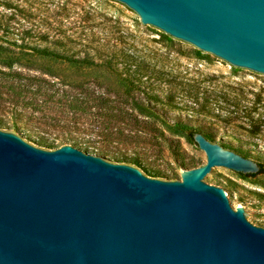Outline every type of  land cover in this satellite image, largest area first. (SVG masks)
I'll use <instances>...</instances> for the list:
<instances>
[{"label":"water","instance_id":"95a60500","mask_svg":"<svg viewBox=\"0 0 264 264\" xmlns=\"http://www.w3.org/2000/svg\"><path fill=\"white\" fill-rule=\"evenodd\" d=\"M148 27L189 42L232 67L264 76V0H112ZM155 111L192 134L205 161L181 179L145 161L93 153L87 139L53 147L0 127V264H264V226L224 182L219 167L258 176L264 153L226 140L202 117Z\"/></svg>","mask_w":264,"mask_h":264},{"label":"rangeland","instance_id":"374dc122","mask_svg":"<svg viewBox=\"0 0 264 264\" xmlns=\"http://www.w3.org/2000/svg\"><path fill=\"white\" fill-rule=\"evenodd\" d=\"M205 118L226 140L264 153V76L148 27L112 0H0V127L51 141L87 139L93 153L144 160L156 176L181 179L205 153L190 132L155 111ZM262 174L219 167L223 182L264 226Z\"/></svg>","mask_w":264,"mask_h":264},{"label":"trees","instance_id":"16d2710c","mask_svg":"<svg viewBox=\"0 0 264 264\" xmlns=\"http://www.w3.org/2000/svg\"><path fill=\"white\" fill-rule=\"evenodd\" d=\"M192 134H193V132H190V136L192 137ZM262 168V166L260 165V168H259V170ZM242 174V173H241Z\"/></svg>","mask_w":264,"mask_h":264}]
</instances>
